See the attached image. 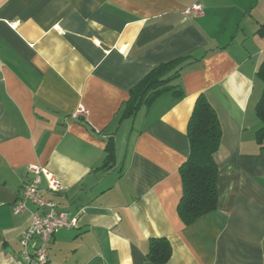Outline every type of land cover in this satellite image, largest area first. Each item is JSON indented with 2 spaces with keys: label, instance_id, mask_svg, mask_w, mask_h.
Returning a JSON list of instances; mask_svg holds the SVG:
<instances>
[{
  "label": "crops",
  "instance_id": "crops-1",
  "mask_svg": "<svg viewBox=\"0 0 264 264\" xmlns=\"http://www.w3.org/2000/svg\"><path fill=\"white\" fill-rule=\"evenodd\" d=\"M195 4L201 16L183 15ZM263 26L264 0H0V264H24L19 238L34 209H11L29 166L46 171L40 196L76 218L54 234L47 264H146L152 238L169 242L166 264H264V148L254 136ZM185 57L180 98L162 94L119 120L133 86ZM200 94L221 128L217 205L185 226L178 169ZM109 139L115 163L102 171Z\"/></svg>",
  "mask_w": 264,
  "mask_h": 264
},
{
  "label": "trees",
  "instance_id": "trees-1",
  "mask_svg": "<svg viewBox=\"0 0 264 264\" xmlns=\"http://www.w3.org/2000/svg\"><path fill=\"white\" fill-rule=\"evenodd\" d=\"M257 33H264V26ZM188 58L175 59L152 69L141 81L133 86L128 98L119 109V120L134 119L142 108H148L153 101L165 93L180 98L182 91L178 79L188 65ZM256 77L262 84L261 96L255 107V117L259 127L255 132V143L264 148V60L260 64ZM213 107L203 94L197 96L187 126L189 156L178 169L182 194L177 205V216L185 226H190L199 218L213 212L217 205V167L213 155L219 147L221 128ZM115 148L111 139L106 142L102 171L114 166ZM172 249L164 238H152L148 241L145 256L146 264H166Z\"/></svg>",
  "mask_w": 264,
  "mask_h": 264
},
{
  "label": "built area",
  "instance_id": "built-area-1",
  "mask_svg": "<svg viewBox=\"0 0 264 264\" xmlns=\"http://www.w3.org/2000/svg\"><path fill=\"white\" fill-rule=\"evenodd\" d=\"M203 14L199 4L184 10L183 15H193L199 17ZM77 114H84L82 108L78 109ZM31 178L23 183L20 199L12 205L13 215H20L28 211V205H32L31 223L29 227L22 232L19 238L20 257L24 264H47L48 245L54 234L59 229H73L76 226V218H70L68 215L57 211L56 204L51 199H44L40 196L39 184L40 176L45 175L43 168L29 166L27 168ZM49 191H59V184L54 180L48 182Z\"/></svg>",
  "mask_w": 264,
  "mask_h": 264
}]
</instances>
